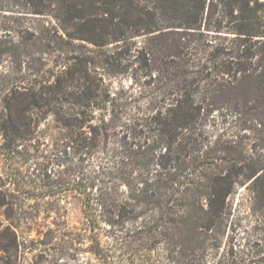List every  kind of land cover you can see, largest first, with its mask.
<instances>
[{
    "label": "trees",
    "instance_id": "trees-1",
    "mask_svg": "<svg viewBox=\"0 0 264 264\" xmlns=\"http://www.w3.org/2000/svg\"><path fill=\"white\" fill-rule=\"evenodd\" d=\"M47 117L90 163L52 193L81 198L102 264L100 222L157 264L243 261L242 188L264 264V0H0L4 164Z\"/></svg>",
    "mask_w": 264,
    "mask_h": 264
},
{
    "label": "rangeland",
    "instance_id": "rangeland-1",
    "mask_svg": "<svg viewBox=\"0 0 264 264\" xmlns=\"http://www.w3.org/2000/svg\"><path fill=\"white\" fill-rule=\"evenodd\" d=\"M19 18L26 26L53 25L48 16L20 14ZM56 56L48 57L50 66L61 61ZM132 75L131 69L112 73L107 83L114 92L121 87L133 92L136 86ZM64 136L53 118L47 117L42 119L34 139L19 144L13 166L4 164L0 156V264H102L90 251V231L81 198L68 191L52 193L71 178L69 172L79 174L90 164L83 160V153L64 147ZM246 199L242 188L234 201V209H241L242 223L234 232L228 231L227 237L235 233L242 244L243 261L235 264H259L258 257L247 256L257 250L252 246L257 233L248 225ZM118 229L102 222L94 229L100 247L114 256V264H157V258L150 259L138 245L122 244Z\"/></svg>",
    "mask_w": 264,
    "mask_h": 264
}]
</instances>
